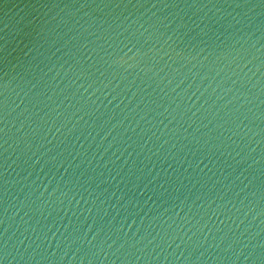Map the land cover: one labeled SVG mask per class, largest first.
<instances>
[{
  "label": "water",
  "instance_id": "1",
  "mask_svg": "<svg viewBox=\"0 0 264 264\" xmlns=\"http://www.w3.org/2000/svg\"><path fill=\"white\" fill-rule=\"evenodd\" d=\"M116 3L129 0H0V256L7 239L12 264H264V0ZM135 20L157 75L106 63Z\"/></svg>",
  "mask_w": 264,
  "mask_h": 264
},
{
  "label": "clouds",
  "instance_id": "2",
  "mask_svg": "<svg viewBox=\"0 0 264 264\" xmlns=\"http://www.w3.org/2000/svg\"><path fill=\"white\" fill-rule=\"evenodd\" d=\"M53 6L55 7L56 5H53ZM87 6H88V5H81V7H87ZM166 6H167V5H165V7H166ZM261 6H264V5H261ZM65 7H70V6H69V5H65ZM94 7H95V6H94ZM99 7L106 8V7H109V6H106V5H103V4H102V5H99ZM113 7H116V6L113 5ZM121 7H125V8H126V7H129V6H128V5H124V6H121ZM135 7H144V5H143V4H138V5H135ZM151 7H157V5L153 4V5H151ZM236 7H242V6H241V5H236ZM252 7H257V6H256V5H253ZM117 8H119V7H117ZM237 23H239V21H237ZM132 24L137 25V28H136L135 32L132 33V35H133L136 39H135V40H133V39H126V41H122V42H121L122 46H121L120 49H119V51H120L122 54L116 56L115 58H112V56L109 55L108 60H106V63L108 64L109 68H111V67H116L117 69L123 68L125 71H128V70H130V69L140 68V70L143 71V72H153L154 75H157L158 73H155L152 67H141V64H142V63H143V62L149 57V54H150V53H156V54H159V53H158V50L155 49V48H149L147 51H144L142 45L138 46V45H139V40H140V38H142V37L145 38V42H147V41L152 40V35L149 34L147 37H145V33L148 32V28H146V27L144 26V24H140L138 20L132 21ZM131 26H132V25L130 24V25H128V27H125L123 30H124L125 32H127V31H128V28H130ZM229 27H232V25H229ZM140 29H143V31H140ZM84 31H87V28H85ZM105 31H107V29H106ZM248 38L250 39V36H249ZM74 39H75V37H74ZM171 39H172V37L169 36V37H168V40H171ZM244 39H245V38H244L243 36L240 37V40H244ZM165 43H167V41H165ZM109 46H111V45H109ZM83 47L87 48V44H85ZM100 47L102 48L103 45H101ZM125 49H126V50H125ZM97 51H99V49H92V52H93V53H95V52H97ZM235 51H236V55H235V57L233 58V60L230 61V63H234L235 60L240 59V50L237 49V50H235ZM258 51H259V49H258ZM166 54H167V53H165V55H166ZM229 54H230V53H227V52L224 53L225 56H227V55H229ZM87 59L91 60V59H92V56L89 55V56L87 57ZM153 59H154V57H153ZM77 62H78V63H82V61H80L79 59L77 60ZM248 63H251V61H248ZM243 67H247V64L242 65V66H241V69H242ZM161 70H162V69H161ZM69 71H71V69H69ZM177 71H178V70H177ZM57 75H59V72H57ZM77 78H78V79H86V70H85V71H81V72H79ZM71 83L75 84L76 81L73 80ZM94 83H96V82L93 81L92 83L88 84L87 87H85L84 84H80V85L78 86V90H79V88H83V89H84V92H85V93H88V89H89V88H92V86H93ZM171 83H172V81L169 80V81H168V84H171ZM108 87H111L110 82H109V81H102V82H101V85H100L99 87H96V88H95L90 94H88V96H87V100H88V101H91L92 104H96V101H95V100H92V97L95 96L97 92H101L103 88H108ZM116 87H119V85H116ZM208 87L211 88L212 85L209 84ZM217 87H219V85H217ZM4 89H5V93H7V89H8V82H7V81H6L5 84H4ZM173 90H174V89H173ZM231 90H232L231 88H229V89H225L224 92H229V91H231ZM113 91H115V88H113ZM205 91H207V88L205 89ZM212 91H213V93H215V92H216V89L213 88ZM105 95H110V93H105ZM133 95H135V93H133ZM113 99H115V97H113ZM3 103H4V105H5V109H7L8 100L5 99ZM21 103H23V101H21ZM229 103H231V101H230ZM194 106H195V105H193V107H194ZM17 107H19V105H17ZM57 107H59V105H58ZM98 107H99V105H97V108H98ZM78 111H79V109H78ZM133 111H135V109H133ZM166 111H167V109H166ZM24 112H28V109L25 108V109H24ZM10 114H11V113H9V112H7V111L5 112V116H4V124H5V127H4V129H0V131H3V132L5 133V136H7L8 131H9L7 125H8V123H9V121H8V115H10ZM62 114H63V113H61V115H62ZM216 115H218V113H217ZM245 118H247V117H245ZM27 119L30 120L31 117L29 116ZM69 119H71V117H69ZM77 122H79V121H77ZM11 123L14 124L15 121H12ZM121 123H122V122H121ZM52 127H55V122H53L52 126H50V127L47 129V132H51V131H52ZM61 127H63V126H61ZM74 127H75V126H74ZM114 127H116V126H114ZM238 127H239V126H238ZM23 128H24V122H21L18 131L21 130V129H23ZM38 130H39V129H38ZM60 130H61L60 128H57V129H56V132L59 133ZM70 131H71V130H70ZM28 135H29V133H25V139L27 138ZM108 135H111V132H109ZM46 136H47V133H45V138H46ZM106 138H107V137H105V139H106ZM43 140H44V138H41V142H40L39 147H37V148L35 149V151L32 152V155H33V156H35L36 153L39 152L40 147H43ZM4 143L7 144V143H8V140L5 139ZM15 143L18 144L19 141H16ZM165 143H168V141H165ZM205 143H207V142H205ZM32 147H33V145H32V143H31L30 141H28V142L25 143V149H29V148H32ZM81 147H83V145H81ZM7 151H8V149L5 148V152H6V153H7ZM49 151H51V149H49ZM43 155H46V153H42V154H41V156H43ZM80 155H83V153H80ZM237 155H239V154L237 153ZM55 159H56V157H52V160H55ZM39 162H40V157H38V158L36 159L35 163H39ZM202 162H203V161H201V163H202ZM205 167L207 168L208 166L205 165ZM5 175H7V170H5ZM237 179H239V177H237ZM13 183H14V182H13ZM8 184H9V181H8V180H5V186H6V188H7V185H8ZM57 190H58V189H54L53 192L50 194V196H55V193H56ZM45 191H47V188H45ZM31 195H32V193L30 192V193H29V196H31ZM5 196L7 197V191H5ZM66 196H68V192H64V193H62V194H61V197H60V200H63V198L66 197ZM42 197H43V193H41L40 196L36 198V200H32L31 203H30L28 200H22V201H20L19 206L17 207V210H16L15 212L12 213V218L14 219L15 216L19 215L20 211H22V210L25 209V208H28L29 211H31V210H32V208H31V204H36V201H37V200H40ZM74 198H75V197H72V199H74ZM120 199L122 200V199H124V197L121 196ZM51 203H52L51 199L46 200V201H43V203L37 205V209H36V210H37V211H40V212H43L45 206H46V205H50ZM93 203H95V202H93ZM129 203H131V201H129ZM11 207H13V205H9L8 207H6V208L4 209V212H5L4 223H5V224H7V221H8V212H9V209H10ZM209 207H210V205H209ZM223 207H224V205H218L217 209L214 210L213 215H218L219 212H220V209L223 208ZM234 207H235V205H234ZM89 211H91V210H89ZM236 211L239 212L240 209H239V208H236ZM27 216H28V213L25 212V218H27ZM184 219H185V221H187V220H188V217L186 216ZM23 222H24V223H27V220L24 219ZM135 222H136V221L134 220L133 223H135ZM222 223H223V222H222ZM206 226H207V225H204V227H206ZM25 231H27V228L25 229ZM32 231L35 232V231H37V229H36L35 227H33V228H32ZM65 231H67V229H65ZM89 231H90V229H89ZM201 231H203V228H201ZM7 233H8V228L6 227V228L4 229V236H5V237H7ZM98 234H99V233H97V235H98ZM210 234H211V231H209V233L206 234V238H207V235H210ZM145 239H147L146 236H141V237L139 238V240L136 241V243H139V242H141V241H143V240H145ZM153 239H155V238H153ZM76 240H80L81 242H84V240H87V232L84 233L83 239H81L80 237H76V238H75L74 240H72L71 242L74 243ZM93 240H95V237H93ZM87 242H88L89 245H92V241H87ZM105 242H106V241H105ZM105 242H102V243H101V245H100V248H101V249H103V245H104ZM20 243H23V241H20ZM114 243H115V241H113V244H114ZM149 243H152V241H149ZM201 243H202V242H201ZM14 247H15V246H14ZM29 247H31V245H29ZM111 247H112V244H109V245H108V248H111ZM121 247H123V245H121ZM2 252H3V255L0 256V264H12V260H15V259H16L15 256H11V252H10V250H9V243H8V240H7V239H5V241H4V243H3ZM17 255H20V258L23 259L22 254H19V253H18ZM65 255H66V253H65ZM10 256H11V259H10Z\"/></svg>",
  "mask_w": 264,
  "mask_h": 264
},
{
  "label": "snow or ice",
  "instance_id": "3",
  "mask_svg": "<svg viewBox=\"0 0 264 264\" xmlns=\"http://www.w3.org/2000/svg\"><path fill=\"white\" fill-rule=\"evenodd\" d=\"M130 4H131V0H129V3L128 4L116 3L115 6L116 7H121V6H124V5L130 6ZM103 5L110 6L109 4H103Z\"/></svg>",
  "mask_w": 264,
  "mask_h": 264
}]
</instances>
